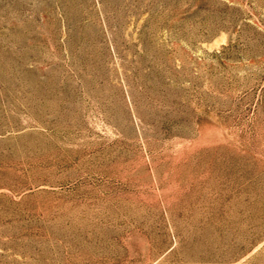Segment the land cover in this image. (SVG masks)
Listing matches in <instances>:
<instances>
[{
	"label": "rangeland",
	"instance_id": "rangeland-1",
	"mask_svg": "<svg viewBox=\"0 0 264 264\" xmlns=\"http://www.w3.org/2000/svg\"><path fill=\"white\" fill-rule=\"evenodd\" d=\"M0 264H264V0H0Z\"/></svg>",
	"mask_w": 264,
	"mask_h": 264
}]
</instances>
